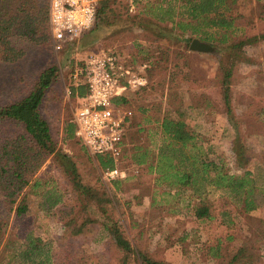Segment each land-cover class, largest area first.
I'll return each mask as SVG.
<instances>
[{
	"label": "rangeland",
	"instance_id": "374dc122",
	"mask_svg": "<svg viewBox=\"0 0 264 264\" xmlns=\"http://www.w3.org/2000/svg\"><path fill=\"white\" fill-rule=\"evenodd\" d=\"M147 1L106 0L95 26L76 45L61 50L55 48L53 36L49 44L13 37L22 54L7 61L0 47V106L26 96L47 67L59 68L41 112L61 156L75 163L52 154L39 170L38 175L55 183L51 189L63 197L49 210L45 202L39 204L41 197L32 196L30 211L21 217L0 195L5 238L24 242L32 230L48 243L53 264H144L138 252L174 264H229L240 252L233 264H264V0L234 4L237 39L253 37V42L235 48L216 44L208 52L190 50L191 41L178 29L159 34L156 26L143 25L147 21L139 13ZM181 9L177 4L176 15ZM109 48L148 78L146 86L127 93L124 103L133 116L123 155L116 162L126 171L118 186L104 176V168L76 131H68L79 104L77 94H68L73 71L88 54ZM225 67L232 69L226 81L228 102L223 93ZM166 115L184 119L211 159L222 161L229 172L252 171L256 208L244 210L241 198L225 188L209 186L198 195L190 188L158 182L149 163L132 162V150L139 145L159 153L167 141L161 128ZM22 131L20 124L0 122V144ZM73 167L84 188L74 184ZM202 199L211 208V218L195 214L193 205ZM116 223L133 251L117 246L107 229Z\"/></svg>",
	"mask_w": 264,
	"mask_h": 264
},
{
	"label": "trees",
	"instance_id": "16d2710c",
	"mask_svg": "<svg viewBox=\"0 0 264 264\" xmlns=\"http://www.w3.org/2000/svg\"><path fill=\"white\" fill-rule=\"evenodd\" d=\"M0 0V47L7 61H16L22 51L13 44V37L30 39L37 44H49L52 38L50 26V2L39 0ZM260 1V0H259ZM238 0H148L140 15L147 22L145 26H156L159 34H170L180 30V36L187 41L199 38L216 44L242 47L253 42L254 38L237 39L238 27L235 24L234 4ZM182 8L176 15V7ZM106 0H100V10L105 11ZM144 21V20H143ZM168 23H171L168 24ZM179 34V33H178ZM264 37V33L261 35ZM191 50V49H190ZM56 65L47 67L36 80L30 92L18 101L0 106V122L12 121L20 124L23 131L17 136L5 139L0 144V195L3 201L14 208L18 216H25L30 211L31 197H41L39 204H47L50 209L62 201V194H55L51 187L56 186L46 176L38 175L46 158L54 154L59 160H66L75 165L67 155L59 153V143L55 138L48 120L41 112V104L48 88L58 75ZM232 74L231 68H224V99L229 101V85L226 81ZM74 94L83 96L87 92L85 85L73 86ZM127 95L117 99L124 105ZM132 121V120H131ZM131 124V123H130ZM162 132L167 141L159 153H151L147 146L132 150L131 160L139 165L149 163L157 173L158 182L166 181L179 188H190L202 195L209 186L225 188L231 194L239 196L244 210L257 206L255 177L252 171L241 175L229 172L222 161L211 159L205 151L197 133L182 118L166 115L161 122ZM68 131H75V124H68ZM129 150L132 146L126 147ZM125 146L123 145V150ZM96 158L103 168L114 166L110 155H98ZM71 177L77 188L83 186L76 168L71 169ZM52 179V176H49ZM123 179L112 180L118 186ZM84 188V186H83ZM58 191V190H56ZM45 199V201H44ZM192 204V203H190ZM45 206V205H44ZM198 218H211L212 211L204 199L193 205ZM5 224L0 217V264H53V253L48 243L30 230L24 237L5 238ZM119 248L133 251L130 240L116 223L107 228ZM138 256L144 264H174L153 259L145 253ZM235 254L229 264L238 260ZM220 255V254H217Z\"/></svg>",
	"mask_w": 264,
	"mask_h": 264
},
{
	"label": "built area",
	"instance_id": "2783aa9c",
	"mask_svg": "<svg viewBox=\"0 0 264 264\" xmlns=\"http://www.w3.org/2000/svg\"><path fill=\"white\" fill-rule=\"evenodd\" d=\"M100 0H50V26L57 50L76 45L97 21ZM73 86L85 85L78 96L73 122L79 139L95 156L110 155L115 165L103 169L109 180L123 179L126 171L116 164L121 157L133 111L117 99L148 84L146 75L128 63L118 51L109 48L88 54L74 69ZM78 95V94H77Z\"/></svg>",
	"mask_w": 264,
	"mask_h": 264
},
{
	"label": "water",
	"instance_id": "95a60500",
	"mask_svg": "<svg viewBox=\"0 0 264 264\" xmlns=\"http://www.w3.org/2000/svg\"><path fill=\"white\" fill-rule=\"evenodd\" d=\"M190 49L193 51H204V52H208V51H213L214 50V46L206 41H202L199 38H194L191 41L190 44Z\"/></svg>",
	"mask_w": 264,
	"mask_h": 264
},
{
	"label": "crops",
	"instance_id": "0c3cea01",
	"mask_svg": "<svg viewBox=\"0 0 264 264\" xmlns=\"http://www.w3.org/2000/svg\"><path fill=\"white\" fill-rule=\"evenodd\" d=\"M96 41V40H95Z\"/></svg>",
	"mask_w": 264,
	"mask_h": 264
}]
</instances>
